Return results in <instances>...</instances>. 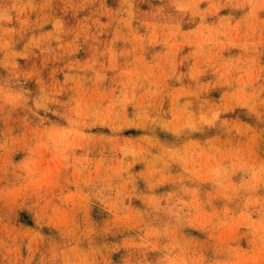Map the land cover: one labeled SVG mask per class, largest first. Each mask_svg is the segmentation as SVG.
<instances>
[{"label": "clouds", "instance_id": "obj_1", "mask_svg": "<svg viewBox=\"0 0 264 264\" xmlns=\"http://www.w3.org/2000/svg\"><path fill=\"white\" fill-rule=\"evenodd\" d=\"M0 264H264V0H0Z\"/></svg>", "mask_w": 264, "mask_h": 264}, {"label": "rangeland", "instance_id": "obj_2", "mask_svg": "<svg viewBox=\"0 0 264 264\" xmlns=\"http://www.w3.org/2000/svg\"><path fill=\"white\" fill-rule=\"evenodd\" d=\"M110 3H111V0H110Z\"/></svg>", "mask_w": 264, "mask_h": 264}]
</instances>
